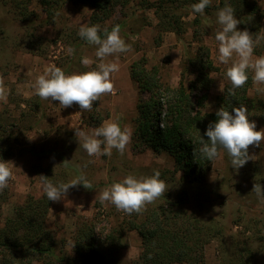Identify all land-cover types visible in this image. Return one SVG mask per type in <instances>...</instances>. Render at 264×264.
<instances>
[{"label": "rangeland", "instance_id": "obj_1", "mask_svg": "<svg viewBox=\"0 0 264 264\" xmlns=\"http://www.w3.org/2000/svg\"><path fill=\"white\" fill-rule=\"evenodd\" d=\"M131 1L128 11L117 8L110 19L98 25L102 29L124 21L126 24L120 28V36L130 50L105 58V62L119 64V71L110 74L113 92L102 95L93 103L91 111H86L75 103L63 108L58 101L41 99L32 85L51 65L60 67L66 74L97 67V46L84 43L78 35L81 25L89 24L92 8L70 0L58 3L52 0L45 6L39 0H0V78L8 91L7 103L0 101V159L8 161L13 173L7 187L0 191V230L29 195L36 198L43 195L41 175L58 185L83 174L92 183L93 189H85L83 185L70 188L64 199L51 201L46 217L47 226L58 243L57 254L65 252L66 257L74 256L77 232L83 223H91L97 236H105L117 228L118 223L133 219L138 214L117 210L110 202L101 203L99 195L104 189L136 170H142V174L134 177L141 178L152 176L156 170L162 172L176 168L175 160L169 153L135 146L138 141L134 140L138 103L148 100L151 92L140 91L131 77L132 64L146 58L148 69L157 68L156 79L160 89L161 84L176 88L182 81L188 87L195 79L196 70L191 66L184 67L187 56L195 55L201 44L207 45L215 66L210 70L212 83L208 90L196 89L192 96L196 103L198 97L207 92L203 106L194 104V112L200 110L201 114L216 113L220 108L219 97L231 84L225 75L231 61L225 65L217 59L215 34L221 30V25L216 14L207 11L193 13L192 4L178 1L174 6L180 8L175 12L182 16L185 31L179 35L174 31L162 32L158 41V18L154 9H143L141 0ZM220 1L212 0L211 5L218 6ZM255 1L264 12V0ZM144 15L147 24L139 31H133L132 21ZM196 17L199 21L197 25L194 21ZM260 32L262 37L254 40L255 48L260 51H254V58L264 55V17ZM70 47L75 49L72 55L67 51ZM83 57L93 61L90 68L81 63ZM220 85L224 93L219 90ZM256 88L252 82L248 96L255 98L257 107H246L249 120L255 121L257 130H260L264 128V93L257 92ZM108 121L118 122L122 129H130V143L122 155L113 148L111 155L89 156L78 142L75 129L91 135L95 128ZM70 136L73 138L70 139ZM219 151L221 155L212 161L207 173L209 193L200 191L195 185L187 186L184 195L176 181L161 179L167 186L166 192L155 200L156 203L159 199L160 202L162 199L177 200L182 191L179 197L183 196L189 212L203 218H216L224 226L222 238L211 239L205 244L207 264L226 263L234 252L232 238H252L257 230L264 233V203L260 202L255 192L247 193L254 183L264 184L260 175V172L264 173V141L259 147H249L253 160H249L238 172L228 161L227 151L223 148ZM177 173L178 176L182 174L181 171ZM138 218L143 220V214ZM125 234L127 245L120 253L121 261L141 264L140 234L127 228ZM30 258V263L26 264H67L47 254H35Z\"/></svg>", "mask_w": 264, "mask_h": 264}, {"label": "trees", "instance_id": "obj_2", "mask_svg": "<svg viewBox=\"0 0 264 264\" xmlns=\"http://www.w3.org/2000/svg\"><path fill=\"white\" fill-rule=\"evenodd\" d=\"M54 1L60 2V0ZM70 1L84 3L92 8L88 26L104 23L114 15L117 8L128 11L132 3L131 0ZM178 1L190 4L199 2V0H158L156 2L141 0L143 9H154L157 15L158 41L161 40L162 32L174 31L179 35L185 31L182 16L175 12L180 8V6H174ZM39 2L45 6L51 4L52 0H39ZM220 3L218 6L210 4L205 11L213 12L217 16L220 8L229 5L235 10L234 14L241 22L237 25L238 30L247 29L254 40L262 37L260 30L264 12L255 0H221ZM46 10L51 15L50 10L47 8ZM194 21L196 25L199 24L197 17ZM125 24L123 21L105 28L111 31L113 26L119 25L120 28H124ZM146 24L147 17L144 15L133 20L131 28L133 31L134 29L139 31ZM105 28H99L102 37ZM80 39L84 40V43L87 42L83 38ZM254 51L260 50L254 47ZM210 57V49L205 44L199 46L195 55L187 56L184 67L191 66L196 70L195 79L188 87L182 81L176 88L161 84L160 89L156 79L157 68L148 69L146 58H141L131 66V77L138 84L140 91L151 92L148 100H140L138 103L134 131V140L138 141L135 146H145L172 155L176 168L160 172L159 179L176 181L184 195L187 186L195 185L204 193L210 192L207 185V173L211 169L213 160L204 158L199 149L203 146L202 140L210 143L205 132L208 125L218 118L216 113L201 114L200 110L194 112V104L199 107L205 104L207 92L199 96L196 103L192 100L196 89L208 90L212 83L210 70L215 66ZM248 75L246 84L234 89L235 95L228 94L231 84L226 87L225 93L218 100L220 107L228 111L241 105L250 109L257 107L255 98L248 96V89L253 82L250 70ZM227 159L231 162L228 154ZM178 171L182 172L180 176ZM139 174H142V170L141 172L136 170L129 175ZM260 175L264 181V173L260 172ZM251 189L247 192L248 194L252 192ZM179 195L177 200L162 199L160 202L159 199L158 203L154 201L147 204L133 219L118 223V227L105 236H97L96 228L91 223H83L77 232L73 257H66V253L63 254L61 251L57 254L58 243L53 232L48 228L46 219L51 201H48L44 194L38 198L29 195L0 230V264H23L24 261L25 264L30 263L32 259L30 257L35 254L52 255L57 261H66L67 264H126L120 259V253L127 245L126 228L137 230L140 234L141 264H207L205 244L211 239L222 238L224 226L216 218H203L189 212L185 206L186 201ZM140 214H143L144 219L139 221ZM255 232L256 236L252 238L244 237L242 240L239 236L238 240L231 239L234 252L225 264H264V233L261 230Z\"/></svg>", "mask_w": 264, "mask_h": 264}, {"label": "clouds", "instance_id": "obj_3", "mask_svg": "<svg viewBox=\"0 0 264 264\" xmlns=\"http://www.w3.org/2000/svg\"><path fill=\"white\" fill-rule=\"evenodd\" d=\"M211 2L212 0H199L198 3L191 5V9L193 13L203 14ZM234 12L229 5L218 10L217 22L221 25V30L215 34V40L218 42V61L225 65L231 61L225 73L232 86L228 89V94L235 95L234 89L246 84L249 70L253 73L252 80L257 86V92L264 93V87H261L264 85V55L254 58L256 41L247 29L238 30L237 25L241 22ZM78 35L89 44L97 46L95 52V57L99 60L97 67L85 72L66 74L60 67L51 65L37 77L32 87L41 99L50 98L52 101H58L63 108L75 103L81 110L91 111L93 103L102 95L113 92L114 85L110 74L119 71L117 62H105V58L129 51L130 46L121 38L119 25L113 26L111 31L108 28L103 29L102 37L99 26L82 24ZM67 51L72 55L75 49L70 47ZM81 63L90 68L93 61L83 57ZM219 90L224 93L223 86L220 85ZM7 97L8 91L3 79L0 78V101L7 103ZM247 113L248 109L244 105L233 107L232 111L220 107L216 111L218 119L211 122L205 132L210 143L201 141L203 146L199 149L200 154L212 161L221 155L219 149L223 148L231 157V166L237 172L249 160H253L254 155L249 153V147H259L264 141V128L257 130L255 121L249 120ZM131 135L130 129H122L115 121L104 122L95 128L91 135L75 129V136L81 147L89 156L96 157L111 155L113 148L122 155L131 141ZM12 176L8 161L0 159V191L7 187ZM159 177L158 170L149 177L136 178L128 175L104 189L99 195V200L101 203L110 202L117 210L127 214L139 213L147 204L165 194L167 186ZM78 185H83L85 189H93L92 183L83 174L70 182H61L58 185H54L47 176L41 175V191L48 201L64 199L69 189ZM251 191H254L260 202L264 203V184L254 183Z\"/></svg>", "mask_w": 264, "mask_h": 264}]
</instances>
